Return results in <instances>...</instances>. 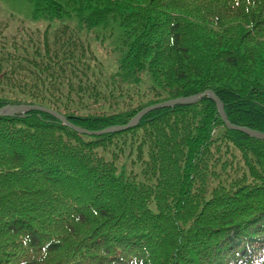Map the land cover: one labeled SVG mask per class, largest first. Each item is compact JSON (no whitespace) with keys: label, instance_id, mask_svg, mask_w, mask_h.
<instances>
[{"label":"trees","instance_id":"obj_1","mask_svg":"<svg viewBox=\"0 0 264 264\" xmlns=\"http://www.w3.org/2000/svg\"><path fill=\"white\" fill-rule=\"evenodd\" d=\"M29 3L59 24L0 42V106L101 131L210 90L264 133V0ZM20 116L0 117V264H264V141L208 98L101 136Z\"/></svg>","mask_w":264,"mask_h":264},{"label":"water","instance_id":"obj_2","mask_svg":"<svg viewBox=\"0 0 264 264\" xmlns=\"http://www.w3.org/2000/svg\"><path fill=\"white\" fill-rule=\"evenodd\" d=\"M204 98H208L210 101L213 102L219 118L221 119V121L223 122L224 126L226 127L228 131H237V132H240L246 135L249 138L264 141V133H260V132H257V131H254V130H251L245 127H240V126L231 124L227 120L222 103L216 97L214 92L210 90L204 91L201 94H198V95H195L189 98L171 99V100H167L161 103L150 105L140 110L125 125L113 126L110 128L103 129L101 131H89L86 129H82L70 123L66 117L62 116L55 110L46 108V107H41L38 105L21 104V105H15V106H5V107L0 108V117L2 116L13 117L17 114L21 115L20 117H23V115H25L26 113L34 111V112L43 113V114L53 117L55 120L60 122L63 126L71 129L77 134L86 135V136H101L105 134H112L116 132H123L129 129H133L138 125L142 117L150 112L164 109V108L176 107V106L192 107L196 105L197 103H199L200 101H202Z\"/></svg>","mask_w":264,"mask_h":264},{"label":"rangeland","instance_id":"obj_3","mask_svg":"<svg viewBox=\"0 0 264 264\" xmlns=\"http://www.w3.org/2000/svg\"><path fill=\"white\" fill-rule=\"evenodd\" d=\"M59 24L58 21L49 22L42 18H34L32 14V7L29 0H0V42H6L13 36H20L29 31H43L48 25L51 27ZM99 47V45H98ZM95 53L97 57L103 62L108 71L114 70L112 61L113 56L109 55L105 48H96ZM153 83L147 80L144 85L140 86L141 91H146V87L152 86ZM8 94L0 92V99H4ZM153 99L152 97L149 100ZM160 100V97L157 98ZM21 105V104H20ZM15 106V105H3ZM218 115V114H217ZM19 116V114L15 115ZM13 116V117H15ZM4 117V116H2Z\"/></svg>","mask_w":264,"mask_h":264},{"label":"bare ground","instance_id":"obj_4","mask_svg":"<svg viewBox=\"0 0 264 264\" xmlns=\"http://www.w3.org/2000/svg\"><path fill=\"white\" fill-rule=\"evenodd\" d=\"M108 128H110V127H108Z\"/></svg>","mask_w":264,"mask_h":264}]
</instances>
